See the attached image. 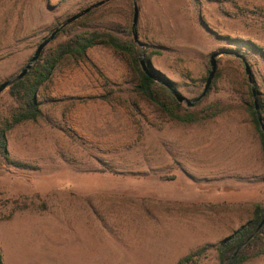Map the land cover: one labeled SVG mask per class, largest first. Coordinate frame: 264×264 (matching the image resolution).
<instances>
[{"label": "rangeland", "instance_id": "obj_1", "mask_svg": "<svg viewBox=\"0 0 264 264\" xmlns=\"http://www.w3.org/2000/svg\"><path fill=\"white\" fill-rule=\"evenodd\" d=\"M100 1L0 0V85L67 18ZM134 4L142 46L133 42ZM88 13L45 50L83 30L109 31L188 101L202 93L216 54L206 96L179 104L182 113L219 112L192 124L170 119L136 92L128 57L108 47L86 53L101 75L65 59L37 91L42 118L6 134L11 161L31 168L0 159L3 263L53 264L69 243L100 251L101 264H176L200 248L193 264H219L217 244L253 204L264 206V153L245 110L256 101L264 116V0H109ZM7 90L0 116L12 106Z\"/></svg>", "mask_w": 264, "mask_h": 264}, {"label": "trees", "instance_id": "obj_2", "mask_svg": "<svg viewBox=\"0 0 264 264\" xmlns=\"http://www.w3.org/2000/svg\"><path fill=\"white\" fill-rule=\"evenodd\" d=\"M98 45L108 47L128 57L131 68L137 78L136 92L170 119L179 123L192 124L204 121L218 114L219 110L216 111V106H207L204 111L196 114L182 113L180 104L171 95L168 87L156 83L141 71L139 66L140 53L132 41L124 40L105 30H83L58 43L55 47L46 49L28 73L8 87L7 94L12 106L5 114L0 116V159L3 162L20 169L31 168L27 165L11 161L7 151V132L16 125L25 122H35L42 118L40 103L36 97L37 91L48 81L55 68L65 59L69 58L75 62L85 61L101 75L100 71H98L86 55L90 48ZM145 62L153 76L166 82L174 90L172 84L165 77L152 69L150 63H148L146 54ZM245 110L260 137L261 150L264 153V132L260 128L257 113L251 105L247 106ZM261 120L264 121V116L261 117ZM262 219H264V206L258 203L253 204L251 218L217 244L216 250L219 264H244L251 259L260 256L264 257V227L256 232ZM204 249L200 248L186 254L176 264L195 263ZM0 264H4L1 250Z\"/></svg>", "mask_w": 264, "mask_h": 264}, {"label": "water", "instance_id": "obj_3", "mask_svg": "<svg viewBox=\"0 0 264 264\" xmlns=\"http://www.w3.org/2000/svg\"><path fill=\"white\" fill-rule=\"evenodd\" d=\"M109 0H104V1H100L94 5H91L90 7L88 8H85L83 9L82 11L70 16L69 18H67L64 23H62L58 28H56L55 30H53L49 36H47L46 38H44L42 40V42L37 46L35 52L33 53L32 57L30 58L28 64L21 70V72L11 81H6L4 83H2L0 85V94L5 90L7 89L11 84H13L15 81L17 80H20L21 78H23L27 73L28 71L31 69V67L38 61L39 57L41 56L42 52L45 50V48L47 46H49L53 41L54 39L56 38V36L58 35V33L64 29L65 27H67L68 25H70L71 23L77 21L78 19L84 17L88 12H90L91 10L95 9V8H98L100 6H102L103 4H105L106 2H108ZM134 13H133V23H132V35H133V42L139 46H142L139 42H138V38H137V33L135 32L134 30V27L136 25V21H137V16H138V9H137V6L136 4H134ZM216 54H212L209 58V63H210V71H209V74H208V77L206 79V83H205V86L203 88V91L202 93L197 97L195 98L193 101H188L187 99H185L183 96H181L179 93H177L176 91L172 90L171 88H169V86L167 85L166 82L164 81H161L159 78H157L156 76H153L151 74V72L149 71L148 67H147V64L143 58V55L140 54L139 56V65L141 67V70L142 72L149 76L151 79H153L155 82L157 83H161L163 84L164 86L168 87L171 94L174 96V98L176 99V101L178 103H182V102H186L187 106L191 107L193 106V104L199 102L201 99H203L209 88H210V85H211V82L214 78V75H215V72H216V61H215V58H216ZM244 67H245V72L246 74L248 75L249 79H250V76H251V72H250V68L249 66L244 62ZM254 93V92H253ZM254 106H255V110L257 111L258 109V106H257V103L256 101L254 102ZM257 118H258V121L260 123V128L262 130V132H264V123H262V120H261V117L259 116L258 112H257ZM262 227H264V219H262L256 229V232H258Z\"/></svg>", "mask_w": 264, "mask_h": 264}, {"label": "crops", "instance_id": "obj_4", "mask_svg": "<svg viewBox=\"0 0 264 264\" xmlns=\"http://www.w3.org/2000/svg\"><path fill=\"white\" fill-rule=\"evenodd\" d=\"M241 196V194H235L233 200H241ZM84 216H92V214L85 213ZM52 254L53 259L56 260L53 264H101L100 251L96 253L94 250L83 249L80 245L76 248L74 244L67 243L61 251H53ZM97 257L98 260H96Z\"/></svg>", "mask_w": 264, "mask_h": 264}]
</instances>
